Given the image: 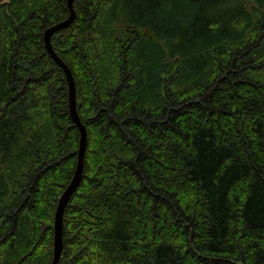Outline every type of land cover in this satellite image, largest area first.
<instances>
[{
	"label": "trees",
	"instance_id": "1",
	"mask_svg": "<svg viewBox=\"0 0 264 264\" xmlns=\"http://www.w3.org/2000/svg\"><path fill=\"white\" fill-rule=\"evenodd\" d=\"M52 35L87 132L58 264H264V0H73ZM0 0V264H50L78 130L44 31Z\"/></svg>",
	"mask_w": 264,
	"mask_h": 264
},
{
	"label": "water",
	"instance_id": "2",
	"mask_svg": "<svg viewBox=\"0 0 264 264\" xmlns=\"http://www.w3.org/2000/svg\"><path fill=\"white\" fill-rule=\"evenodd\" d=\"M66 7L68 9V17L66 20L57 23L47 28L43 33V43L49 57L55 64L62 70L67 85V101L70 118L78 130V149L75 169L72 177L58 197L57 205L53 216V251L50 264H58L63 254V241H62V219L66 206L73 193L77 189L82 180L84 168V153L87 142V132L85 126L81 123L76 109V91L75 82L69 68L58 58L51 46V37L56 32L67 28L74 20L73 0H66Z\"/></svg>",
	"mask_w": 264,
	"mask_h": 264
},
{
	"label": "rangeland",
	"instance_id": "3",
	"mask_svg": "<svg viewBox=\"0 0 264 264\" xmlns=\"http://www.w3.org/2000/svg\"><path fill=\"white\" fill-rule=\"evenodd\" d=\"M5 2H7L8 0H4Z\"/></svg>",
	"mask_w": 264,
	"mask_h": 264
}]
</instances>
